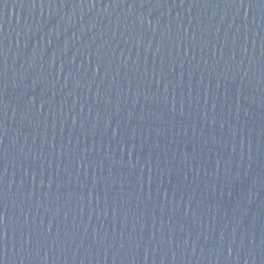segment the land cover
I'll return each instance as SVG.
<instances>
[{
	"label": "water",
	"instance_id": "water-1",
	"mask_svg": "<svg viewBox=\"0 0 264 264\" xmlns=\"http://www.w3.org/2000/svg\"><path fill=\"white\" fill-rule=\"evenodd\" d=\"M0 264H264V0H0Z\"/></svg>",
	"mask_w": 264,
	"mask_h": 264
}]
</instances>
